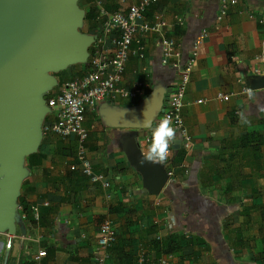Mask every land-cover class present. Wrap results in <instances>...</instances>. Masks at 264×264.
I'll use <instances>...</instances> for the list:
<instances>
[{"label": "crops", "instance_id": "1", "mask_svg": "<svg viewBox=\"0 0 264 264\" xmlns=\"http://www.w3.org/2000/svg\"><path fill=\"white\" fill-rule=\"evenodd\" d=\"M219 2L160 0L146 12L150 23L164 25L142 37L145 57L132 54L121 81L126 89L141 83V92L101 101L85 116L89 157L108 186L82 173L76 136L41 135L24 158L15 233L0 231V264H95L106 220L116 232L109 249L115 264H137L142 253L171 264H264V38L249 17L264 14V0H238L221 21ZM103 3L111 12L121 7L119 0ZM78 6L80 32L95 39L102 25L91 16L94 0ZM204 30L182 110L192 146L163 164L144 160L151 132L143 125L151 115L155 125L177 80L162 64L157 40L173 39L186 59ZM75 64L82 70L73 75L88 71V62ZM55 79L46 95L69 78ZM56 113L49 107L43 123ZM40 250L46 255L37 262Z\"/></svg>", "mask_w": 264, "mask_h": 264}, {"label": "water", "instance_id": "2", "mask_svg": "<svg viewBox=\"0 0 264 264\" xmlns=\"http://www.w3.org/2000/svg\"><path fill=\"white\" fill-rule=\"evenodd\" d=\"M83 17L78 0H0V231L10 235L24 158L43 134L45 95L57 83L49 72L87 62L94 39L79 32Z\"/></svg>", "mask_w": 264, "mask_h": 264}, {"label": "built area", "instance_id": "3", "mask_svg": "<svg viewBox=\"0 0 264 264\" xmlns=\"http://www.w3.org/2000/svg\"><path fill=\"white\" fill-rule=\"evenodd\" d=\"M160 0H140L128 4L127 0H119L121 7L116 11H109L103 0H94L98 8L97 21L102 28L95 37L89 49L88 71L75 78L64 80L58 90L46 95V103L49 107L57 108L56 118L50 122H44L42 133H55L60 136H76L77 159L82 168V173L92 182L108 186L105 176L94 171L89 157L87 141L89 130L84 121L89 108L95 107L101 101L116 99L117 97H134L141 92V83H137L133 89H126L121 85L126 64L132 54L140 58L145 57L146 46L142 37L146 34L159 31L164 25L158 21L150 23L146 19V12ZM238 0H220L217 19L221 21L228 13L229 8ZM249 17L256 21L264 38V14L252 12ZM206 35V30L197 38L188 58L183 59L181 47L173 39L161 36L157 40L160 48L161 62L174 68L177 72L175 87L168 101V105L162 111L155 124L165 116L169 117L176 129L175 142L169 146V154L177 148L189 149L193 140L184 123L182 110L185 106V95L191 80V75L197 61L199 47ZM264 64V50L258 56ZM242 93L248 97L254 95L252 87H245ZM251 93V95H249ZM230 96L220 95V99L228 100ZM76 168V165L72 166ZM36 219L39 218L37 208L33 210ZM116 232L111 220H106L100 228L98 247L95 254V264H115L110 260L109 249L115 241ZM46 252L40 250L36 261H40ZM137 264H171L167 258L151 259L146 254L139 255Z\"/></svg>", "mask_w": 264, "mask_h": 264}, {"label": "clouds", "instance_id": "4", "mask_svg": "<svg viewBox=\"0 0 264 264\" xmlns=\"http://www.w3.org/2000/svg\"><path fill=\"white\" fill-rule=\"evenodd\" d=\"M249 95H251V93H249ZM260 111H264V108H261ZM241 121L244 124L250 123L243 113L241 114ZM145 126L150 129L151 142L147 151L142 152V157L144 160L152 163L163 164L169 156L170 144L175 142L176 129L167 116L161 118L155 125L150 121H146Z\"/></svg>", "mask_w": 264, "mask_h": 264}, {"label": "rangeland", "instance_id": "5", "mask_svg": "<svg viewBox=\"0 0 264 264\" xmlns=\"http://www.w3.org/2000/svg\"><path fill=\"white\" fill-rule=\"evenodd\" d=\"M80 5H81L82 8H84L82 4H80ZM78 30H79V32L81 31L80 26L78 27ZM80 68H81V65H80V64H78V65H77V64H75V65H70L69 67H67L66 69L61 70V72H59V73H57V74H55V73H53L52 71H50V72H49V75H51V76H53V77L58 76L60 80L65 79V78H66V79H67V78H74V77H76V76H78V75H73V74H78V73H80V71L82 70V69H80ZM78 77H79V76H78Z\"/></svg>", "mask_w": 264, "mask_h": 264}, {"label": "trees", "instance_id": "6", "mask_svg": "<svg viewBox=\"0 0 264 264\" xmlns=\"http://www.w3.org/2000/svg\"><path fill=\"white\" fill-rule=\"evenodd\" d=\"M91 16L92 17H94V19L95 18H97V15H98V8L97 7H95V8H92V10H91ZM88 51H89V54H90V49H88ZM89 57V56H88ZM88 60V59H87ZM30 157H32V156H29V158ZM25 210H26V208H24Z\"/></svg>", "mask_w": 264, "mask_h": 264}]
</instances>
